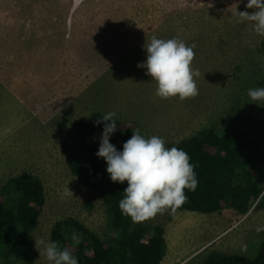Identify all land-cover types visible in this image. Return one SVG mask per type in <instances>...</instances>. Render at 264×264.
Masks as SVG:
<instances>
[{"label": "rangeland", "instance_id": "rangeland-1", "mask_svg": "<svg viewBox=\"0 0 264 264\" xmlns=\"http://www.w3.org/2000/svg\"><path fill=\"white\" fill-rule=\"evenodd\" d=\"M247 0H0V186L31 173L46 203L33 238L73 217L101 238L107 211L68 167L66 132L95 112H116L166 147L214 128L247 130L264 144V37L237 12ZM195 45L191 66L198 95L161 99L137 65L152 37ZM257 103V104H256ZM68 189L73 193L65 195ZM135 223L165 228L160 264H202L212 251L255 258L264 240V210L240 215L170 212ZM36 264H48L37 257Z\"/></svg>", "mask_w": 264, "mask_h": 264}, {"label": "trees", "instance_id": "trees-1", "mask_svg": "<svg viewBox=\"0 0 264 264\" xmlns=\"http://www.w3.org/2000/svg\"><path fill=\"white\" fill-rule=\"evenodd\" d=\"M264 51V40L261 43ZM104 112L79 120L66 132L64 147L68 167L82 187L99 195L107 211V234L101 238L73 217L54 223L50 238L69 248L78 264H160L167 253L165 228L160 224L135 223L122 215L118 201L123 184L112 182L106 163L95 153L104 123L95 124ZM133 130L144 131L133 121H118L109 142L119 151ZM189 155L197 178L195 191L184 190L186 201L170 212L213 214L231 209L240 215L264 210V144L247 130L203 129L176 145ZM46 203L40 179L31 173L9 178L0 186V264H36L38 252L33 232ZM81 235L73 245L71 234ZM202 264H264V240L258 255L210 252Z\"/></svg>", "mask_w": 264, "mask_h": 264}, {"label": "clouds", "instance_id": "clouds-1", "mask_svg": "<svg viewBox=\"0 0 264 264\" xmlns=\"http://www.w3.org/2000/svg\"><path fill=\"white\" fill-rule=\"evenodd\" d=\"M245 8L252 11L236 10L237 22H247L257 36L264 37V0H247ZM142 48L146 58L137 66L145 69V74L155 82L157 97L183 100L198 95L195 77L200 73L191 66L194 44L186 45L176 37L163 39L152 36ZM247 96L252 101L264 102V87L248 89ZM101 122L107 123L103 125L95 155L105 161L106 172L112 182H127L118 201L122 215L130 217L133 222L145 221L167 208L182 205L187 199L185 189L195 191L198 181L194 165L182 148L166 147L163 137L145 136L133 130L118 151L109 142L117 128L116 112H106L95 124ZM68 194L73 195L67 187L65 195ZM80 239L81 235L73 230V245L79 244ZM33 240L39 257H44L48 264H78L69 248L62 247L49 236H38Z\"/></svg>", "mask_w": 264, "mask_h": 264}]
</instances>
